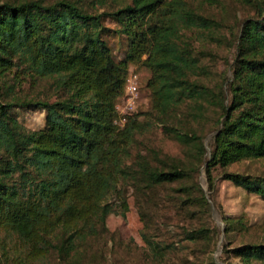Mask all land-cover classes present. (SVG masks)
Masks as SVG:
<instances>
[{
  "label": "trees",
  "instance_id": "1",
  "mask_svg": "<svg viewBox=\"0 0 264 264\" xmlns=\"http://www.w3.org/2000/svg\"><path fill=\"white\" fill-rule=\"evenodd\" d=\"M115 1L124 0L97 3ZM125 1L99 13L73 0L0 1V74L24 65L54 85L53 100L0 101V146L6 153L0 159V232L20 239L33 257L52 249L67 255L105 231L112 210L107 198L116 195L125 206L118 183L132 171L150 187L186 176L144 160L136 169L127 165L139 124L132 115L118 124L115 107L131 66L149 71L146 86L158 112L206 94L205 86L189 80L197 59L178 42L181 28L206 26V19L182 0ZM106 17L127 39L120 59L102 36ZM239 41L231 97L223 99L206 163L209 188L211 167L264 157V14L243 24ZM14 105L43 110V127L17 132L9 114ZM226 179L264 200V177L228 174ZM185 187L203 196L197 181ZM246 249L264 257L262 245Z\"/></svg>",
  "mask_w": 264,
  "mask_h": 264
},
{
  "label": "rangeland",
  "instance_id": "2",
  "mask_svg": "<svg viewBox=\"0 0 264 264\" xmlns=\"http://www.w3.org/2000/svg\"><path fill=\"white\" fill-rule=\"evenodd\" d=\"M73 1L97 13L126 2ZM182 1L206 19V26L181 28L178 42L197 59L189 80L205 86L207 93L158 112L151 108L146 86L149 71L131 66L128 74L134 71L139 76V97L127 116H134L139 127L125 163L136 169V163L144 160L158 169H179L186 173L184 179L150 187L137 173L133 177L132 171L118 183L125 206L116 195L107 198L112 210L105 231L86 238L67 255L52 249L40 257L30 255L13 234L0 232V264H264L263 255L246 249L264 246V200L226 179L228 174L264 177V157L211 167V188L205 169L222 119L223 99L231 97L240 31L247 20L264 14V0ZM103 22L102 36L120 59L127 39L112 19L106 17ZM53 89L52 79L35 77L24 65L0 74V101L5 103L53 100ZM9 114L17 132H32L44 125V111L39 108L14 105ZM175 133L194 138L181 142ZM5 154L0 146V159ZM196 181L203 196L185 187Z\"/></svg>",
  "mask_w": 264,
  "mask_h": 264
},
{
  "label": "built area",
  "instance_id": "3",
  "mask_svg": "<svg viewBox=\"0 0 264 264\" xmlns=\"http://www.w3.org/2000/svg\"><path fill=\"white\" fill-rule=\"evenodd\" d=\"M139 97V76L131 71L125 81L123 95L116 103V112L118 114L117 123L123 125L126 116L135 106ZM121 121V123H120Z\"/></svg>",
  "mask_w": 264,
  "mask_h": 264
}]
</instances>
